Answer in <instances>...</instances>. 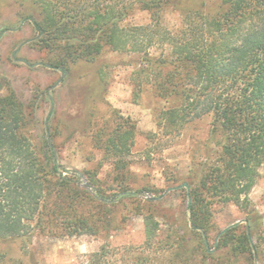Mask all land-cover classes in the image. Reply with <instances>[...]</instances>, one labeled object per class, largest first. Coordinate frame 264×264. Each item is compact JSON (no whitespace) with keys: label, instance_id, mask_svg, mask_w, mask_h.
Returning <instances> with one entry per match:
<instances>
[{"label":"trees","instance_id":"16d2710c","mask_svg":"<svg viewBox=\"0 0 264 264\" xmlns=\"http://www.w3.org/2000/svg\"><path fill=\"white\" fill-rule=\"evenodd\" d=\"M33 2L40 15L34 19L36 45L47 54L46 64L65 72L108 49L142 54L150 62L151 49L162 48L156 68L144 65L135 72L136 95L146 81L166 99L168 105L158 116L163 134H182L193 121L210 116L216 140L207 148L211 160L200 164V175H190L191 229L201 232L206 244L217 205L235 204L245 213V223L219 231V245L229 247V264L241 258L256 264L261 249L253 238L264 244V217L250 193L264 164V0H221L216 12L206 11L203 1L181 14L178 30L165 23L164 8L172 0ZM136 10L147 12L150 21L127 22ZM167 66L171 68L165 71ZM33 111L13 89L0 94V238L34 235L36 229L57 237L108 236L124 228L127 217L109 215L115 209L107 205L127 206L121 202L142 193L130 188L128 174L136 123L119 117L99 143L112 158L122 185L121 191L110 194L97 172L90 171L85 183L81 171L61 165L53 146L44 155L37 150L26 132ZM156 201L147 198L137 205L145 219L147 245L160 231ZM144 250V245L107 243L83 264H150ZM0 264L21 261L0 253Z\"/></svg>","mask_w":264,"mask_h":264},{"label":"rangeland","instance_id":"374dc122","mask_svg":"<svg viewBox=\"0 0 264 264\" xmlns=\"http://www.w3.org/2000/svg\"><path fill=\"white\" fill-rule=\"evenodd\" d=\"M203 1L208 12L220 9L221 0H183L181 5L172 0L164 8L165 23L178 30L181 14ZM39 17L33 0H0V94L13 89L25 106L34 110L26 132L41 154L53 146L64 168L81 171L85 183L90 171L97 172L110 194L121 191L122 185L115 177L112 158L105 156L99 143L115 127L119 117L136 123L135 143L127 157L128 174L132 178L130 188L143 190L137 192V198L121 202L127 206L107 205L115 209L109 215L128 220L124 228L108 236L57 237L36 229L34 235L0 238V253L21 264H83L87 256L109 243L111 246L144 245L142 253L150 264H229V247L219 245L221 235L217 234L235 223H245V213L235 204L220 202L214 211L213 228L205 236L206 244L202 233L192 231L190 223V175L199 176L200 164L211 160L207 148L216 142L211 136L212 118L206 116L193 121L182 134H163L158 116L168 105L166 99L146 81L140 95L135 92V72L144 65L156 68V58L162 55V48L151 49L150 62L142 54L108 49L94 61L73 63L65 72L46 64L47 54L36 45L39 33L34 19ZM148 21L150 15L140 10L133 11L127 20L130 23ZM164 53L169 54V49ZM170 68L167 66L165 71ZM250 196L264 217V164ZM147 198L157 199L160 213L157 219L161 225L149 245L145 219L137 208ZM253 239L261 249L256 264H264V244L258 237ZM237 264L248 262L241 258Z\"/></svg>","mask_w":264,"mask_h":264},{"label":"water","instance_id":"95a60500","mask_svg":"<svg viewBox=\"0 0 264 264\" xmlns=\"http://www.w3.org/2000/svg\"><path fill=\"white\" fill-rule=\"evenodd\" d=\"M184 186L189 188V184L188 183H184ZM175 188V187H174Z\"/></svg>","mask_w":264,"mask_h":264}]
</instances>
